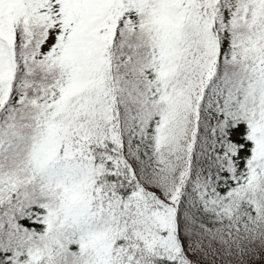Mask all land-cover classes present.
<instances>
[{"label": "snow or ice", "instance_id": "6c2138e0", "mask_svg": "<svg viewBox=\"0 0 264 264\" xmlns=\"http://www.w3.org/2000/svg\"><path fill=\"white\" fill-rule=\"evenodd\" d=\"M0 264H264V0H0Z\"/></svg>", "mask_w": 264, "mask_h": 264}]
</instances>
